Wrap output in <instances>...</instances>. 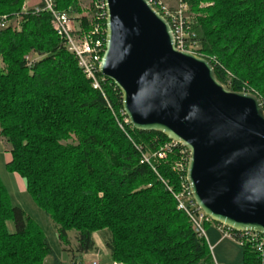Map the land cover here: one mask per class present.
I'll return each instance as SVG.
<instances>
[{"label": "trees", "instance_id": "16d2710c", "mask_svg": "<svg viewBox=\"0 0 264 264\" xmlns=\"http://www.w3.org/2000/svg\"><path fill=\"white\" fill-rule=\"evenodd\" d=\"M79 1L56 3L80 15L77 21L88 29ZM187 3L197 54L224 87L253 93L264 105V0ZM24 6L25 0H0V137L13 156L8 171L26 181L59 239L68 245V234L76 233L72 260L95 252L93 236L102 233L113 263L213 264L208 243L166 186L180 187L173 172L178 149L166 160L142 164L143 155L170 141L131 125L122 130L119 89L105 80L104 95L94 90L52 18ZM242 249L243 264H264L255 248ZM53 254L41 227L11 205L0 184V264H45Z\"/></svg>", "mask_w": 264, "mask_h": 264}, {"label": "water", "instance_id": "95a60500", "mask_svg": "<svg viewBox=\"0 0 264 264\" xmlns=\"http://www.w3.org/2000/svg\"><path fill=\"white\" fill-rule=\"evenodd\" d=\"M100 73L121 93L133 129L190 152L187 182L215 224L264 236V105L233 92L210 62L176 48L168 21L147 0H104Z\"/></svg>", "mask_w": 264, "mask_h": 264}, {"label": "built area", "instance_id": "2783aa9c", "mask_svg": "<svg viewBox=\"0 0 264 264\" xmlns=\"http://www.w3.org/2000/svg\"><path fill=\"white\" fill-rule=\"evenodd\" d=\"M152 8L163 16L171 26L173 31L176 48L181 52L197 54L198 47L191 43L193 37L189 19L185 14L187 4L186 0H177L179 7L172 8L165 4L163 0H147ZM95 12L90 13V7L87 9L88 29H84L80 23L76 26L73 15L66 11L58 9L56 0H41L40 4L33 9L35 14L46 13L52 18L53 27L58 37H60L66 46L67 52L77 61L80 70L85 78L91 83L94 90L104 95V78L100 73L101 63L105 54L106 47V4L104 0H97L94 3ZM77 19L80 18V15ZM4 25L1 26L3 28ZM122 120H118L122 130L130 125L129 119L125 113L121 112ZM178 149V158L174 163L173 172L180 178V187L175 189L168 186V191L172 194L177 209L182 212L190 221L194 233L207 243L206 225L213 223L209 217L199 208L194 200L192 192L187 182L188 166L190 161V152L181 144L170 141L159 151L152 155H143L142 164L152 165V161L166 160L168 155ZM218 232L224 237L234 241L241 248L251 246L257 250L264 258V236L258 233L239 232L225 225L215 224ZM210 247V246H209ZM210 250L212 248L210 247ZM91 264H101L93 261ZM119 264V263H113ZM213 264H218L214 261Z\"/></svg>", "mask_w": 264, "mask_h": 264}, {"label": "rangeland", "instance_id": "374dc122", "mask_svg": "<svg viewBox=\"0 0 264 264\" xmlns=\"http://www.w3.org/2000/svg\"><path fill=\"white\" fill-rule=\"evenodd\" d=\"M177 1V0H175ZM188 0H186L187 8L185 11L186 16L188 19L194 18L193 14L191 13L190 7L188 5ZM26 3V0H25ZM91 0H81L79 1V5L81 9L83 10V15L89 18V13L87 14V9L90 7ZM166 4V3H165ZM179 3L177 2L176 5L172 8L179 7ZM167 5V4H166ZM24 11H30L26 10L24 6ZM76 16V15H73ZM28 61H38L39 58L37 57H28ZM0 176L2 179L7 182V173L5 171L0 172ZM8 185V183H7ZM9 186V185H8ZM10 189V187H9ZM11 195H10V201L11 205H20L22 208H24L28 214L31 215V217L36 220V222L42 227V230L51 246V248L54 250L55 254L63 261L66 262L69 260L68 254H65L59 245V242L56 238V233L54 231V228L52 226V222L47 218L48 216L35 204L31 196L26 190L20 191V193H16L13 189V191L10 189ZM206 231V237L208 241V245L212 248L211 254L218 264H243V249L236 244L234 241L224 238L217 230L214 223H211L209 225H206L205 227ZM214 231V232H213ZM76 233L70 232L71 247H74L76 244L75 239ZM102 261L101 264H111V260L109 255L105 256L102 255ZM53 259V258H50ZM55 260H51V264H54Z\"/></svg>", "mask_w": 264, "mask_h": 264}, {"label": "crops", "instance_id": "0c3cea01", "mask_svg": "<svg viewBox=\"0 0 264 264\" xmlns=\"http://www.w3.org/2000/svg\"><path fill=\"white\" fill-rule=\"evenodd\" d=\"M163 1L170 7H174L176 5V3H177V1H175V0H163ZM40 2H41V0H26L25 9L26 10H33L36 6H38L40 4ZM77 18H78V16H74L73 17L74 23H75L76 26L78 25ZM12 160H13V156L11 154L10 146L5 142V140L3 138L0 137V172L1 171H5L7 173V176H8L7 177V182H5L2 179V177L0 176V184H2L5 187L8 195H9V198H11L10 197V195H11L10 189L12 191L14 189V191L16 193H20V191H23V190L27 191V183H26V181L21 176H19L18 174H12V173H10L8 171V166L11 164ZM7 183H8L9 186L7 185ZM9 187H10V189H9ZM13 207H18V208L22 209L28 216L31 217V215L28 214L27 211L24 208H22L20 205H15ZM47 218L51 221V219L49 217H47ZM34 221L36 222V220H34ZM52 226H53L54 231L56 233V238H57V241L59 242L61 250L65 254H68L69 260L66 261V262H63L55 254V252L53 250L54 254L47 258V260L45 261V264H51V260H55L54 264H91L93 261H98V262L103 263L102 255H105V256L109 255V257H110V253H109V251H108V249H107V247L105 245L104 235L102 233H96V234H94L93 239L95 241L97 250L95 252H92L90 254H87V255L83 256V258L80 261L74 262L72 260V254L70 253V251L75 250L76 244L74 245V247H71L72 242H71L70 233L68 234L69 244L66 245L59 239L58 233H57L53 223H52ZM9 228H10V226H9ZM41 229H42V227H41ZM50 258H53V259H50ZM110 260H111V257H110ZM111 264H113L112 260H111Z\"/></svg>", "mask_w": 264, "mask_h": 264}]
</instances>
